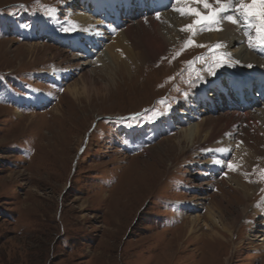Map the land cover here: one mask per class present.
I'll return each instance as SVG.
<instances>
[{
    "label": "rangeland",
    "instance_id": "1",
    "mask_svg": "<svg viewBox=\"0 0 264 264\" xmlns=\"http://www.w3.org/2000/svg\"><path fill=\"white\" fill-rule=\"evenodd\" d=\"M89 1L0 0V264H264V127L242 116L254 117L264 99L251 107L230 95L233 76L225 69L238 67L239 57L211 42L217 32L207 27L117 76L110 60L96 61L103 48L91 50L86 35L79 45L90 51L69 42L77 33L72 14ZM111 3L121 28L131 23L133 32L137 18L154 19L135 1ZM131 37L139 43L145 35ZM66 64V78L57 82L55 71ZM71 85L76 98L63 94ZM204 86L201 112L190 123L227 114V130H247L261 147L252 168L227 167L237 143L229 158L220 157L219 170L206 163L215 154L198 153L204 137L176 145L189 125L180 102ZM166 118L164 132L139 144ZM233 175L250 187L248 199L233 187ZM209 207L229 232L207 218ZM213 231L221 238H209Z\"/></svg>",
    "mask_w": 264,
    "mask_h": 264
},
{
    "label": "bare ground",
    "instance_id": "2",
    "mask_svg": "<svg viewBox=\"0 0 264 264\" xmlns=\"http://www.w3.org/2000/svg\"><path fill=\"white\" fill-rule=\"evenodd\" d=\"M123 1L124 0H119V3H123ZM144 1H148V0H139V3L141 2L143 3ZM150 1L153 2L152 5L150 6V9L152 16H154V19H151V17L149 16L144 18H137L134 21L136 27H134L133 32H132V27L130 26L131 23L126 24L124 28H121L122 23H119L118 21V13L114 5L111 3V0H91L87 2L84 5V8L81 9V11L72 14V18L76 22L77 33L74 34V36L72 35L73 37L72 36L70 37L69 42L72 44L73 48L75 49L82 48V50L84 51L85 50L87 51V49L88 51H90V49L94 50L97 46L103 48L101 55H98L99 58L96 61H100L101 64H103L104 60L107 59L110 60L116 66L115 75L118 76L119 75L118 72H120L119 71L120 68H122L123 71L125 70L129 71L130 67H134L135 69L138 68L140 66V63L144 66L145 63L155 61L159 56L165 54V52H167L168 47L174 45L175 42L182 39L184 35L187 36H189L190 34L195 35L199 31H202L207 27L209 28L212 27L214 28V30H216L215 32L217 33H213L212 35H209L210 41L220 42L223 46H225L226 50L228 49L227 47H229L231 50L233 49L232 51L235 52V54L239 57L238 67H227V69L225 70H227V72L229 73H232V76H234V78L241 79L239 81L237 79V81L235 82V88L237 93H239L240 98L244 100L243 95L246 93L247 90H249V88H247L243 92V88H245L246 86L244 87L240 86L241 84L245 83L241 81L249 73L253 72L254 77L257 75L258 78L261 77L260 81L262 82L259 85L260 95L257 97L258 98L257 100L261 101L264 99V76L259 75V74H264V60H261L259 58H252V55L246 50V49L251 50L254 44H258L257 43L258 35H256V32L253 29L254 28L253 25H255L256 19H254L250 23H247L246 22L247 20L245 18H244V23L238 22V16L241 15V11H242L238 7V5L241 3V0H221V2L225 5V10L217 15V20L219 22L215 24H208L206 22L198 24L196 25L194 32H192L191 30L193 29V21L199 19V17L195 16L193 13H189L187 9L195 8L193 2L198 0H155V2L153 0ZM243 2L249 3L250 0H243ZM208 4L210 5L211 10H215L217 7L220 6L217 3V0H208ZM170 5L172 7H170ZM169 7L173 10L167 11L168 9L170 10ZM180 8L186 10L183 15L179 11H176V9H180ZM197 11H199L202 15L206 14V10L205 8H203L202 4H200L199 10L197 9ZM156 13H159V18H157ZM96 14L104 15L103 17L104 23L98 21L97 18H94ZM227 15L233 16V18L236 20V23H232L230 21L223 19V17ZM106 21H110V22H106ZM144 23H146L148 26L144 27L145 26ZM187 25H192V27L188 28ZM105 27H107L108 33H106V31L103 29ZM252 30L254 31V34L253 37L251 38L252 46L250 47L249 46L250 38L248 39L241 37L240 34H242V32L244 31L250 32ZM133 33L135 34L141 33L142 36L145 35V37L141 42L137 43L136 40H134L131 37ZM83 35H86L87 38H90L92 40L89 42L90 46H88L91 47L90 49L85 45L84 46L79 45L80 44L79 38ZM240 38L242 39V42H244L245 49L242 48V46H240L239 43ZM200 39L201 38H198V40ZM34 47H35L34 43L29 44L27 48L28 52L31 53L34 52ZM236 47L238 49H236ZM230 56L232 57V55ZM232 58L234 59V57ZM86 62L88 61L86 60L83 63H80V65H75L74 68L77 69L81 67L84 63L86 64ZM119 64H121V66ZM68 69H69V65L66 64L60 70L57 71L54 70L55 80L57 82L62 83V81L65 80L66 78L65 76L68 73ZM110 70H112V68ZM109 72L110 71L105 72L107 76L110 74ZM243 73L246 74L244 75ZM242 74L244 75V77ZM206 83L208 84L209 81H207ZM212 84H213L212 85L213 90L220 91V87L218 83L213 82ZM73 85L67 86L63 94H71L73 98H76L79 92L77 88ZM204 89L205 86L203 87V90L193 92L192 94H190L188 98L180 102L182 107L186 109L187 112H189V114L186 116L187 117L186 120L183 119L182 121L189 123V125L187 128L182 129L181 135L180 137H178L176 145L180 147V149H182V143H184V141L186 143L191 144L193 141L200 140L201 138L204 137L202 139L203 142L201 140L200 144L198 145L197 148L198 153L204 151L211 153V155L215 154L214 157L216 158H213V161L206 163L208 164L210 163L209 164L210 167L213 168L214 170L216 169L219 170L222 167L221 158H227L228 157L227 155L229 154L230 150H234L233 149L234 144L237 143L238 145L237 149L234 150L235 158L232 157L230 160L234 165L232 169H236L237 171L241 172L242 170H245L247 168L248 169L252 168V166L255 165L256 160L262 154L261 147L260 149L258 147H255V143H254L255 139H252L251 133L249 131L243 129L241 130L240 132L241 134H240L237 130L238 129L237 127L230 128V130H227L228 129L227 126L232 121V118L227 116V114L224 116L223 115L215 116V118L217 119L208 118V119H204L201 122H194L193 124L190 123V119H195L199 117V112L201 111H198V106L200 104V101H203V96L205 91ZM250 89L252 91V88ZM255 104L256 103L254 102L251 105V107H254ZM245 108L246 107H242L243 110ZM256 112L257 113L254 114V117H250L249 116L250 113L247 111L244 113L242 112L243 113L242 116L246 117L247 120L251 119L252 120L251 124L254 125H256L257 122L261 121L262 126L264 127V106L262 108L257 109ZM241 114H237V115L240 116ZM180 117L181 115L180 116L178 115L179 119ZM166 120L167 122L158 123L156 124L157 126L156 125L151 126L148 129L149 131L144 136L141 137L139 144H141V142H143L145 139L148 138V134L153 133L152 135H155L158 132L161 131L164 132L166 129L165 125L169 126L168 118H166ZM250 128H252V125H250ZM236 157H238L237 160H235ZM217 161H219V163H217ZM232 178L234 179L233 187L235 188V190L244 200L248 199V195L250 196L251 194L250 187L245 183H243L239 177L237 178L233 175ZM246 205L245 207H247ZM214 206H218V204L214 202ZM206 214H207V218L212 223L217 225L219 223L218 226L221 227V230L223 232L230 231L225 224H221L220 220L216 219V215L214 214V212L210 207L206 210ZM196 220H198V216H196V218H193L191 221L195 223ZM220 235L221 234H219L218 232L213 231L208 234V237L211 239H216L218 237L221 238Z\"/></svg>",
    "mask_w": 264,
    "mask_h": 264
},
{
    "label": "snow or ice",
    "instance_id": "3",
    "mask_svg": "<svg viewBox=\"0 0 264 264\" xmlns=\"http://www.w3.org/2000/svg\"><path fill=\"white\" fill-rule=\"evenodd\" d=\"M200 3H203L205 7H209L208 0H199ZM217 3L220 5L215 10H209L206 15H202L197 9L190 8L187 9L189 13H193L195 16L199 17V19H196L193 21V24H201V23H208V24H215L219 21L217 20V15L225 10V5L221 2V0H217ZM239 9H241V15L244 16V18L247 20L250 17H254L259 23L256 25H253L255 27V30L258 34L257 36V43L260 45H264V0H250L249 3H244L243 0H241V3L238 5ZM176 11H179L182 15L185 13V9L180 8L176 9ZM157 18H159V13H156ZM223 19L230 21L232 23H236V20L231 15L224 16ZM188 28H191L192 25H187ZM67 31V30H66ZM249 46L251 47V38ZM219 47V45H217ZM218 60H223L224 57H218ZM217 67H220V64L216 65ZM219 163V161H217ZM227 167L229 169H232L234 165L231 161L227 163Z\"/></svg>",
    "mask_w": 264,
    "mask_h": 264
}]
</instances>
